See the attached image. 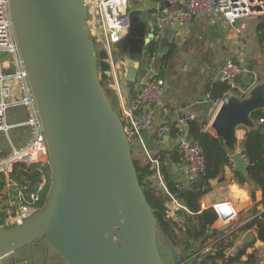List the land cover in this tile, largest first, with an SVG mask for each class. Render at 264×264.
Instances as JSON below:
<instances>
[{
	"label": "water",
	"instance_id": "water-1",
	"mask_svg": "<svg viewBox=\"0 0 264 264\" xmlns=\"http://www.w3.org/2000/svg\"><path fill=\"white\" fill-rule=\"evenodd\" d=\"M167 5L168 0L159 7L140 4L141 10L132 11L131 17L138 16L148 30L141 41L144 56L152 51V18ZM9 12L45 139L51 182L41 208L19 223L0 226V259L46 238L70 264H167L158 251L161 230L140 185L131 141L101 85L85 0H9ZM172 32L169 28L160 39L157 54L161 58L173 40ZM235 46L236 55L250 52L237 40ZM128 50L126 63L114 71L110 68L106 75L126 84L132 95L139 88V57L134 55V45ZM239 65L244 69V58ZM145 66L140 64L141 69ZM242 94L234 92L221 101L210 127L223 140L235 168L246 175L247 162L236 147L237 134L239 128L264 133V126H258L252 116L264 110V80ZM187 123L181 129L187 130ZM218 182V177L210 180L209 200L222 203L230 198L237 204L227 185ZM246 194L252 199L250 184ZM249 205L241 202L236 213ZM221 215L225 217L227 211ZM163 237L172 264H208L205 256L198 259L200 247H183L179 261L171 242Z\"/></svg>",
	"mask_w": 264,
	"mask_h": 264
},
{
	"label": "built area",
	"instance_id": "built-area-1",
	"mask_svg": "<svg viewBox=\"0 0 264 264\" xmlns=\"http://www.w3.org/2000/svg\"><path fill=\"white\" fill-rule=\"evenodd\" d=\"M163 1L159 0L158 5L160 6ZM85 4L87 9V27L94 41L100 43L106 50L111 69L114 71L111 48L113 44L121 40L130 27V0H85ZM205 14L221 15L230 29L234 31L236 40L239 43H246L249 33L245 20L264 18V0H168V5L152 18L154 29L150 43L152 44V51L149 55L147 72L143 83H138L139 88L132 102H122L119 112L125 133L130 141H140V133L142 129L151 124L157 107L161 108L163 119H166L170 113V109L160 103L163 79L159 77L158 67L156 66L159 58L157 50L163 33L172 28L173 32L171 35L173 37L180 35L182 28L191 18ZM2 54L7 58H2ZM234 55L226 57L217 72L218 79L229 86V90L225 93L223 100H226L235 92L233 89H238L237 77L243 70L239 65L241 59L237 58L235 53ZM15 105H22L27 109V118L11 123L7 120L6 109ZM191 118H186V121ZM181 121L182 125L186 123V121ZM254 121L258 126H264V115L257 117ZM164 125L158 130V136H161L167 130L165 122ZM18 126L29 128L30 135L24 146L16 147L9 137V131ZM177 127L179 129L177 145L185 165L186 183H190L204 174V159L197 141L187 133V130L181 129L179 125ZM0 131L7 136L11 150L9 154L0 155V173L4 172L6 174L14 163L19 162L26 165L31 163L49 165L41 124L32 94L27 85L26 74L18 55L9 12V0H0ZM237 135L236 147L241 153L240 141L243 139V134L238 132ZM241 156L246 160L244 154L241 153ZM147 164L152 171L148 179L157 187L165 190L159 159L150 157ZM45 185L46 178L42 175L37 190L29 192L28 198L25 199L23 192L17 189L11 179L6 176L3 180V188L0 189V197L5 190L6 194H8L10 187H14L19 206L8 205L4 209L0 208V210H5L7 213L5 224L0 226L19 223L25 217L41 208L39 207V193ZM209 190L203 189L204 192L200 201L203 198H208ZM181 206L186 209L183 205ZM208 207L210 206L205 208ZM14 208L16 210L15 214H13ZM211 208L217 215L216 220L221 223L227 220L230 221L237 214L235 206L230 203H214ZM262 208L264 210V207ZM224 210L227 211V215L222 217L221 212ZM260 212L256 215H259ZM256 215L249 217L247 222ZM210 249V245L202 248L204 252H208Z\"/></svg>",
	"mask_w": 264,
	"mask_h": 264
},
{
	"label": "crops",
	"instance_id": "crops-1",
	"mask_svg": "<svg viewBox=\"0 0 264 264\" xmlns=\"http://www.w3.org/2000/svg\"><path fill=\"white\" fill-rule=\"evenodd\" d=\"M158 2L159 0H134L130 3L129 18H131L132 11L142 9L140 4L148 5L149 7H159ZM260 23L264 24V18L245 20L249 37L246 43H240V45L242 49H249L248 51L250 52L245 53L243 56L237 55V58H244L245 60L250 55H255L257 49H260V46L263 47L262 49L264 51V42L259 43L258 40L259 31H257V27ZM141 24L139 23L140 26ZM147 33V29L142 28L141 31H138L136 27L130 26L121 40L113 44L111 48L113 68L117 69L123 62L126 63L125 60L130 55L128 48L130 45H134V55L139 57L138 83H143L147 72L146 68L149 56H144L141 53L145 49V46L142 47L141 41L147 37ZM235 41L236 36L234 31L230 29L229 25L219 14H205L193 17L184 25L180 35L178 34L173 37L171 41L173 44L172 50L169 51L167 48L163 56L165 58L161 60V57H159L156 63L159 71L158 75L163 79L160 103L168 107L170 113L166 119H163L161 108L157 107L151 124L142 129L140 141L135 142L136 156L140 159L143 166L147 164L150 157L161 156L163 157L162 163L172 180L179 184H186L184 162L181 157L176 159L174 155L176 151H179L177 137H172L169 134L168 125L174 124L175 126H181V120L185 122L186 118L192 117L198 120H206L207 125L205 126V130L216 135L210 128V122L221 100H213L212 89L214 88V83L219 80L217 76L218 68L226 57L234 55L236 50ZM141 63H146L145 68H140ZM263 63L264 59L259 61V64L252 71V76H249L251 78L248 82L244 80L242 83L239 80V78L244 79L245 76H248L246 70H242L237 77V88L239 92L246 93L256 83V74L260 76V73H263L264 75V71L262 70ZM111 83H114V85H110ZM107 84L115 91L114 104L119 108V112L122 102H132L137 92V90H134L131 95L127 91V85H120L115 80V77L113 79L108 78ZM14 115L15 113H12V116ZM22 116V120L27 118V109L24 106ZM164 122L166 123L167 130L161 136H158V130L162 126H165ZM238 132L244 136L246 129L239 128ZM234 169H236L234 164L232 166L225 165L223 171L218 176V184L227 185L229 194L237 198L239 202L235 204L230 198H225L224 203H230L235 208L244 201H248L250 205L243 211L235 214L230 221L227 220L221 223L219 220H216L212 228H218L224 224H228L229 227L227 229H224L222 233H218L221 238L225 239V242L234 238L233 245L226 250V255L233 254L238 247L255 238L252 243L246 246L245 254L241 256L242 261L240 262L241 264H264V242L256 239V226L245 227L247 219L253 216L254 208L259 211L263 210V205L261 204L262 194L260 190H256L254 192V199H247L246 192L248 183L240 184L234 175ZM212 189L213 186H210L209 192ZM9 194L10 192L6 194V190L2 193L3 197L5 195L9 196ZM165 204L168 216L179 226L183 227L185 209L182 208L181 204L175 198H170ZM213 204L209 198H203L200 201L201 209L206 206L211 207ZM179 210L181 211L180 215L177 213ZM214 240L215 237H212L208 242ZM198 245L200 244L195 243L193 245L191 242L189 247H191L190 249H194L199 247ZM6 257L0 259V264H26L16 261H6ZM248 257H250L251 261H246ZM198 259H200L199 256ZM217 264H223V261H218Z\"/></svg>",
	"mask_w": 264,
	"mask_h": 264
},
{
	"label": "trees",
	"instance_id": "trees-1",
	"mask_svg": "<svg viewBox=\"0 0 264 264\" xmlns=\"http://www.w3.org/2000/svg\"><path fill=\"white\" fill-rule=\"evenodd\" d=\"M257 31H259V43L264 42L263 23L258 25ZM151 45L152 44H150V46ZM172 48L173 44L171 43L168 46V50L171 51ZM164 58L165 57H162L161 60ZM107 59L108 54L106 50L104 48L97 49V67L102 86H104L108 80L106 71L110 69V64ZM245 61L246 66L244 69L246 70V74L252 76L255 60H249L247 57L245 58ZM239 80L242 83L244 82L243 78H239ZM228 90L229 86L225 82L218 80L214 83V88L212 89L213 100H223L225 93ZM233 90L236 94L243 95L238 89ZM112 92L111 95H115V91L113 90ZM261 115H264V110L255 111L252 116L256 119ZM187 125V133L197 141L201 148L205 168L204 174L190 183L179 184L172 180L162 163L163 157L160 156L156 158L160 161V172L163 176L165 190L157 187L148 179L152 173L148 164L143 166L140 159L133 155V151L136 153V145L135 142L131 141L132 156L137 169L140 185L160 226L161 232H157V240L158 236H165L173 245L176 246L181 244L186 248L190 246L191 242L193 245L199 243L200 245L198 246L200 248L210 245L211 249L204 255L208 264H217L218 261H223V264H241V256L245 254L246 246L252 243L255 238L238 247L235 253L226 255V250L233 245L234 238L225 242V239L218 235V233H222L223 230L212 228L213 223L217 219V215L213 208L208 207L201 209L200 206V198L204 192L203 189H210V180L218 177L223 171L225 165H233L230 159V153L227 151L224 142L220 137L205 130V126L207 125L206 120L191 118L188 120ZM168 127L169 134L172 137H177L179 131L178 127L174 124H169ZM240 148L241 153L244 154L246 158L247 174L243 175L237 169H234V175L240 184L248 183L251 185L253 191L252 199H254V192L256 190L261 191V204L264 207V133H261L258 129L247 130L243 139L240 141ZM174 155L176 159L181 157L180 151H176ZM42 175L46 178V185L39 193V207H42L45 203L51 182L50 167L48 164L31 163L26 165L21 162L14 163L6 174L4 172L0 173V189L3 188L4 178L8 176L17 189L23 192L25 199H27L29 192L37 190ZM171 197L175 198L186 208L184 210L183 227L179 226L167 214L165 203ZM259 212V210L255 208L253 209V215H256ZM15 213L16 210L14 208L13 214ZM6 217L7 213L5 210H0V225L5 224ZM252 226H256V239L264 242V210L261 211L259 215L254 216L245 225V227ZM209 230H212L211 234H209ZM212 237H215V240L208 242ZM21 252L27 255L24 256V259L29 257L30 260H33L40 256V260L16 262L26 264H70L48 243L46 238L31 243L11 254L13 255ZM246 261H251L250 257H248Z\"/></svg>",
	"mask_w": 264,
	"mask_h": 264
},
{
	"label": "rangeland",
	"instance_id": "rangeland-1",
	"mask_svg": "<svg viewBox=\"0 0 264 264\" xmlns=\"http://www.w3.org/2000/svg\"><path fill=\"white\" fill-rule=\"evenodd\" d=\"M133 1L134 0H130V3L133 2ZM129 8H131V7H129ZM131 15H132V13H131ZM131 22H132V24H131ZM139 23L141 24L138 16H134V17H131L130 18V26H132V27L134 26V27H136V29L138 31H141L142 30V24L140 26ZM94 44H95L96 49L103 48L102 45H100V43H96L95 42ZM262 48L263 47L260 46V49H257L255 55H252V56L250 55V57H248L249 60H253V59L255 60V65L253 67V70L259 64V61L262 60V59H264V51H263ZM1 57L2 58H7L3 54L1 55ZM109 64H110V62H109ZM262 65H264V63ZM110 68H111V64H110ZM262 70L264 71V66L262 67ZM256 76L255 77H256V82L257 83L260 82V81H262V80H264L263 73H260V76L258 74H256ZM110 85H114V83L113 84L111 83ZM103 88H104V91L106 93V96H107V98H108V100H109L112 108L116 112L119 113V108L114 104V98L115 97H114V95H111V93H113L112 92L113 89H111L112 87L109 86V84L106 83V84H104ZM22 111H23V106L22 105H15L14 107H8L6 109V117H7L8 122L14 123L15 121L18 122V121L22 120L23 119ZM12 113H15V115L12 116ZM29 135H30V129L27 128L26 126L14 127V128H12L9 131V137H10V139L12 140L13 144L16 147L24 146L26 144V141L29 138ZM10 152H11V150H10V145H9L7 136L5 135L4 132H1L0 131V155H6V154H9ZM133 155L136 157L135 151H133ZM246 197H247V199H249V197L247 196V194H246ZM8 205H13V206L15 205L14 207H18L19 206V204L17 202V199H16L14 187H10V194H9V196L5 195L3 197V195H1V197H0V208L4 209ZM171 245H172L174 251L178 254V256H180V258L178 260L179 261H182L183 258H181V257L184 256V254L182 253V250H183L184 245L182 246L180 244V245H176L175 246L172 243H171ZM157 247H158V251H159V253H160L161 258L163 259V261H165V263H167V264H172L173 260H172V254H171V251H170V248H169V244L161 236H158ZM190 248L191 247H187L186 250H190ZM205 253L206 252H204L202 250V252L199 254V258H201L202 256H204ZM18 254H20V255H18ZM18 254L8 255L5 258V260L6 261L7 260L8 261H39L40 260L39 259L40 256L34 258L33 260H30L29 257L27 259H24L25 258L24 256H27L26 254H24L22 252L21 253H18Z\"/></svg>",
	"mask_w": 264,
	"mask_h": 264
},
{
	"label": "flooded vegetation",
	"instance_id": "flooded-vegetation-1",
	"mask_svg": "<svg viewBox=\"0 0 264 264\" xmlns=\"http://www.w3.org/2000/svg\"><path fill=\"white\" fill-rule=\"evenodd\" d=\"M185 247V246H184Z\"/></svg>",
	"mask_w": 264,
	"mask_h": 264
}]
</instances>
